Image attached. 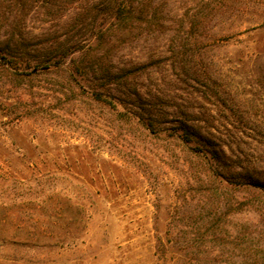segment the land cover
I'll return each mask as SVG.
<instances>
[{
    "label": "rangeland",
    "instance_id": "rangeland-1",
    "mask_svg": "<svg viewBox=\"0 0 264 264\" xmlns=\"http://www.w3.org/2000/svg\"><path fill=\"white\" fill-rule=\"evenodd\" d=\"M0 264H264V0H0Z\"/></svg>",
    "mask_w": 264,
    "mask_h": 264
},
{
    "label": "trees",
    "instance_id": "trees-1",
    "mask_svg": "<svg viewBox=\"0 0 264 264\" xmlns=\"http://www.w3.org/2000/svg\"><path fill=\"white\" fill-rule=\"evenodd\" d=\"M97 99L99 100H104V98L102 97V95L100 93L96 94ZM146 124L147 126H152V122L150 121V119L148 117H146ZM192 133L189 130V125L187 123H183V125L181 126V136L184 138V140H188V138L190 137ZM186 138V139H185Z\"/></svg>",
    "mask_w": 264,
    "mask_h": 264
}]
</instances>
